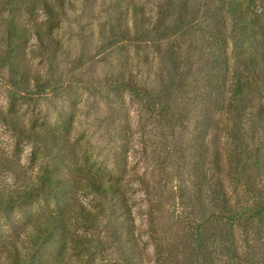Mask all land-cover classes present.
I'll return each mask as SVG.
<instances>
[{"label": "rangeland", "instance_id": "1", "mask_svg": "<svg viewBox=\"0 0 264 264\" xmlns=\"http://www.w3.org/2000/svg\"><path fill=\"white\" fill-rule=\"evenodd\" d=\"M62 1L50 22L39 8L0 5L5 63L20 58L30 70L26 84L0 66V110L40 134L55 131L74 148L56 151L50 139L27 140L0 121V162L11 168L0 170V193L36 190L0 208V264H11L6 254L14 251L24 264H264V211L254 214L264 207V62L256 65L259 78L248 76L258 88L242 82L238 114L229 121L237 135L216 133L210 123L228 119L217 115L213 100L225 105L229 94L214 86L228 85L232 69L246 73L248 57L264 58V46L244 39L224 0ZM250 8L264 9V0ZM133 22L138 34L128 41L120 28ZM40 23L62 51L45 47L38 55L33 34L16 48L4 42L10 24L33 30ZM222 40L227 68L216 53ZM129 74L135 89L125 85ZM231 150L238 165L226 173ZM216 152L222 173L213 166ZM40 174L70 191L40 186ZM87 174L126 187L131 221L115 198L84 186ZM211 178L223 184L220 193L209 187ZM78 206L98 210L97 219L81 225ZM49 215L66 219L68 234L94 242L59 249L45 239L33 246L32 224ZM228 216L243 220L229 225Z\"/></svg>", "mask_w": 264, "mask_h": 264}, {"label": "trees", "instance_id": "2", "mask_svg": "<svg viewBox=\"0 0 264 264\" xmlns=\"http://www.w3.org/2000/svg\"><path fill=\"white\" fill-rule=\"evenodd\" d=\"M225 4L228 6V14L230 15L231 23L234 24L237 27H240L244 31V39L247 41L253 42V44L257 46H264V9H253L250 8V5H253V0H224ZM0 5L5 6H11L16 9H19V7H25L30 10H36L41 9L43 13L46 15L48 21H53L57 19L60 15V12L63 11L64 5L62 0H56V5H52L48 0H0ZM131 9L133 11H136L137 7L132 6ZM119 21V20H118ZM117 21V24L120 22ZM139 22H133L131 26H128V23L124 24L123 28H120L122 32V36L125 37L126 40L132 41V39L138 34V24ZM148 23V22H147ZM160 23V19H157V21L154 23L155 25H158ZM249 25H251V29L249 30ZM32 28H27L24 26H16L15 24H10L6 29L5 32V38L4 42L8 44L9 48L12 47H18L19 44H25L30 39L31 34H33L37 41V48L39 49L37 54L42 55V51L45 47H50L53 50H56L57 52L62 51L61 46L59 43L55 42V40L52 37L53 31L52 29H46L44 30L41 26V23L37 26H34L33 30ZM246 31V32H245ZM45 37L48 38V43L45 42ZM258 37V38H257ZM220 48H218L217 55H219V63L220 65L223 63L225 65V68H227V50L225 48V41L222 40L220 42ZM6 49V50H5ZM4 50L0 51V66L7 64L10 68V71L15 74L19 75L22 78V81L24 83H28L29 77H30V70L27 67V63H23L22 59H18L19 61L12 60L13 58H10V62L5 63V55L8 53V47ZM248 63L247 66H245V72H242L238 69H232L231 77L232 80L228 85L217 84L214 86V89L216 91V94L221 95L222 93H228L229 99L224 105L223 99L220 100H213V103L216 105V113L218 116L226 115L228 116V119L226 122H223L221 119H214L211 121L212 115H210V123H211V129L216 130V133H226L231 134L233 137L237 135L235 132H231L230 126L231 121L234 120L236 115L238 114L237 110V104L240 99V96L242 95V90L244 88V85L242 82L244 81L245 87L248 90H254L258 88V84L256 81L249 82L248 76L252 78V76L259 78L260 77V71L259 69H256V65L259 62H264V58L259 54V58H254L249 56L248 57ZM222 64V65H223ZM223 65V66H224ZM123 78V77H122ZM33 81L39 82L38 77H33ZM124 82V80H122ZM126 87L130 89H135V86L137 85L134 77L129 74V77L127 78V81L125 80ZM218 104V106H217ZM263 112V111H262ZM261 112V113H262ZM0 121L7 127L11 128L13 132H16L20 135V137H23L25 139H29L33 142H40L45 139H50L52 144L51 147L56 151H61L62 153H73L74 148L73 145L67 144L66 140H61V138L57 137L58 134L55 131H48L46 133L40 134L39 132L34 131L33 129L26 128V125L22 121H17L16 119L12 118L10 115H8L7 112H4L0 110ZM230 121V122H229ZM264 127V125H263ZM264 129V128H263ZM239 155L241 154L240 151L237 152ZM220 155L218 152L214 155V169L215 171L222 173L223 167L220 164ZM236 154H234L233 150L230 151V153L227 155L228 160V170H226V173L232 172L231 170H234L235 168H232V166L238 165V161L236 160ZM10 170L9 162H0V170ZM37 180L39 182L40 186H45L46 188L50 190H56L57 192H69L70 187L69 185L60 180L57 177H52L47 174H40L37 176ZM209 184L211 188H216V190L220 193L223 184L220 180L211 178L209 181ZM84 186L90 190L91 193H94L96 195H99L100 197L106 198V197H113L115 198V201L117 203V208L119 209L120 215L124 217L125 220H129L131 216V210L128 205V199L125 194L126 187L122 184H120L118 181H102L100 178L96 177L92 174H87L84 177ZM35 188H29L25 190V192L21 195H17V191L15 192H8V194H1L0 193V208L4 207L5 205L13 204L17 199H21L24 196L30 195L34 193ZM224 205V204H223ZM222 205V206H223ZM224 208V207H222ZM226 209V208H225ZM264 211V207L258 208L254 214L256 215H262ZM78 212V213H77ZM99 211L92 209L85 208L83 206H78V209L76 210L75 218L79 220V223L81 225H91V221H95L97 219ZM75 214V213H74ZM79 216V218H78ZM253 216V213L251 216H247L246 220H250V218ZM223 218V217H218ZM240 219L243 220V218H238L231 216L228 218L226 217V220L229 222L228 224H234L237 223V221H240ZM217 220L212 222V224H216ZM131 221V220H129ZM260 222V221H259ZM239 223V222H238ZM258 223V222H257ZM68 225L69 222L66 219H62L60 216L56 215H49L45 217L43 220L35 222L32 224L33 232L30 236L29 240L31 241V244L33 246L38 245L40 242L44 241L45 239H48L47 242L52 247H57L59 249H65L69 243V241L72 242L74 246H85L90 245L92 242H94L93 237H89L86 235H74V234H68ZM224 229H227V226H223ZM229 232V231H228ZM54 233H61L59 237H54ZM126 243H129V246L131 247L133 245L132 238H126ZM15 249V248H14ZM7 258L11 261V264H24L25 262L22 261V258H20L17 254V251H14L13 254L7 253ZM50 264H70L68 261H65L63 259H59L56 261H53Z\"/></svg>", "mask_w": 264, "mask_h": 264}]
</instances>
